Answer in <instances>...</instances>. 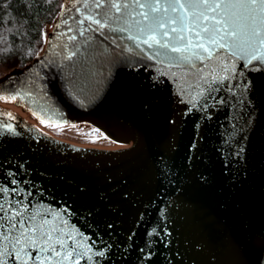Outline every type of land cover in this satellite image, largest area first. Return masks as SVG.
<instances>
[{
  "label": "water",
  "instance_id": "water-1",
  "mask_svg": "<svg viewBox=\"0 0 264 264\" xmlns=\"http://www.w3.org/2000/svg\"><path fill=\"white\" fill-rule=\"evenodd\" d=\"M83 2L62 0L42 52L0 77V101L45 124L90 125L101 139L48 134L0 105V185L66 210L89 254L108 249L93 264H264V66L235 61L243 107L225 88L214 95L228 102L202 111L155 59H93L81 47L61 60L63 16L86 15Z\"/></svg>",
  "mask_w": 264,
  "mask_h": 264
},
{
  "label": "snow or ice",
  "instance_id": "snow-or-ice-1",
  "mask_svg": "<svg viewBox=\"0 0 264 264\" xmlns=\"http://www.w3.org/2000/svg\"><path fill=\"white\" fill-rule=\"evenodd\" d=\"M83 7L86 15L71 17L72 24L63 16L67 33L73 34L58 36L66 37L56 54L61 60L71 61L81 47L93 59H155L168 65L188 103L199 104L202 111L209 108V100L212 106L228 102L214 95L225 88L243 107L248 83H231L244 76L236 71L235 61L255 71L261 70L257 65L264 66V0H84ZM49 63L62 67L57 60ZM232 127L234 135L239 129ZM7 132H14L10 125ZM11 184L18 182L12 179ZM31 195L0 185V264H80L81 258L93 264L95 256H105L108 249L89 254L88 238L63 219L66 210L30 201Z\"/></svg>",
  "mask_w": 264,
  "mask_h": 264
},
{
  "label": "trees",
  "instance_id": "trees-1",
  "mask_svg": "<svg viewBox=\"0 0 264 264\" xmlns=\"http://www.w3.org/2000/svg\"><path fill=\"white\" fill-rule=\"evenodd\" d=\"M61 3L62 0H0V68L4 66L9 72L40 54L46 29L52 27Z\"/></svg>",
  "mask_w": 264,
  "mask_h": 264
},
{
  "label": "rangeland",
  "instance_id": "rangeland-1",
  "mask_svg": "<svg viewBox=\"0 0 264 264\" xmlns=\"http://www.w3.org/2000/svg\"><path fill=\"white\" fill-rule=\"evenodd\" d=\"M51 28L46 29L45 34L50 31ZM43 49V48H42ZM41 49V51H42ZM40 51V53H41ZM6 67L0 68V77L7 73ZM0 105L6 108H10L20 116L25 118L27 121L38 127L39 129L43 130L48 134H53L62 138L78 141V142H86V143H95L101 139V132H99L94 127L87 125V124H80L75 126H68V125H51L45 124L36 121L35 119L29 117L28 115L23 114L20 109L15 108L12 102L0 101Z\"/></svg>",
  "mask_w": 264,
  "mask_h": 264
}]
</instances>
